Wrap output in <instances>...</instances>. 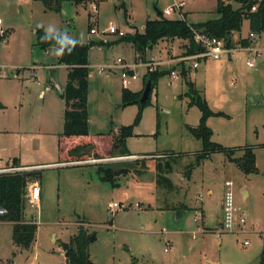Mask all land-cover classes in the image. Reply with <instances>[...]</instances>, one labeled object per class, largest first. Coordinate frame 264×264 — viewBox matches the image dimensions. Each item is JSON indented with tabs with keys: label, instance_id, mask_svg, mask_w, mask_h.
<instances>
[{
	"label": "rangeland",
	"instance_id": "374dc122",
	"mask_svg": "<svg viewBox=\"0 0 264 264\" xmlns=\"http://www.w3.org/2000/svg\"><path fill=\"white\" fill-rule=\"evenodd\" d=\"M174 1L182 0H71L55 12L41 0H0L2 27L8 30L7 40L0 41V166L12 165L13 160L26 165L60 163L64 122L61 91L67 83V69L58 64V47L43 50L35 45L39 28L67 42H103L88 53L87 138L133 124L128 150L144 153L65 162L71 165L6 169L39 170L42 196L39 210L29 202L26 206V220L37 224L30 249L14 243L11 223L0 222V264H68L62 243L82 229L90 234L89 239L95 236L88 249L93 264H264V148L257 152L259 173L249 176L234 163L233 158L241 157L242 151L230 157L215 152L197 165V158L191 154L201 152L202 141L188 126L199 125L201 112L190 104L186 84V80L195 81L196 89L216 113L207 120L214 142L227 147L264 143V31L256 34L260 57L240 50L232 61L210 58L197 70L189 68L184 78L179 58L188 40L175 41L173 51L167 52L164 46L148 52L147 62L153 54L162 60L177 59L166 67L176 66L173 70L177 78L170 73L161 76L143 108L138 103L121 105L124 88L144 90L147 68L139 62L135 68L139 77L124 85L118 60L135 63V50L119 33H109L108 27L113 23L124 35L133 34L130 32L141 30L147 20L159 16L158 10L172 6ZM184 1L183 12L189 23L217 17V0ZM231 3L235 8L240 6L235 0ZM90 26L98 32L91 33ZM240 32L249 34L248 20ZM236 39L233 33L235 44ZM238 56L242 59L237 60ZM247 56L254 60L255 67L246 65ZM53 66L57 82L49 88ZM100 67L105 71L101 73ZM135 160L138 163L133 164ZM112 163L114 168H135L130 175L138 183L121 175L114 186L102 178L98 164ZM156 166L164 172L171 170L167 176L176 172L180 186L173 183L174 188L157 187ZM228 180L234 184L235 204L246 216V231L238 229L217 236L215 227ZM200 205L206 224L194 221ZM204 228L211 230L206 232ZM166 241L172 243L169 252L165 251Z\"/></svg>",
	"mask_w": 264,
	"mask_h": 264
},
{
	"label": "trees",
	"instance_id": "16d2710c",
	"mask_svg": "<svg viewBox=\"0 0 264 264\" xmlns=\"http://www.w3.org/2000/svg\"><path fill=\"white\" fill-rule=\"evenodd\" d=\"M48 10L60 12L62 4L71 0H41ZM82 0H75L80 2ZM231 0H217V17L201 23H189L186 17L169 18L162 11L159 16L152 20H147L143 31H136L133 34H126L121 38L123 41L133 45L136 52L141 56L152 49L158 42L164 39L188 40L187 50L184 54H194L201 50V47L194 41L193 30L206 32L209 36H214L225 40L226 46L235 48L236 44L232 41L233 33H240L243 22L248 20L250 33L261 34L264 31V0H235L240 4L235 8ZM257 6L256 10H252ZM91 30V26H90ZM6 31V36L7 37ZM4 37V38H5ZM239 43L246 48L253 44L248 37H240ZM103 42L90 41L89 43L67 42L60 35L47 33L39 28L36 31V46L46 50L55 46L61 50L58 64L64 65L67 69V83L61 97L65 103L63 131L60 134V163L85 161L90 158L102 159L105 157L130 156L132 155L127 147V138L133 134V124L122 126L111 130L108 134H98L97 137L87 138L89 135V113H88V88L90 64L88 62L89 49L92 46L100 45ZM182 65V78L186 77L187 70L184 63ZM171 70L157 69L147 72L144 77V88L148 82L152 89L157 85L159 78L165 74H171ZM191 97V105H196L201 112V118L197 127L188 126V130L202 141V150L194 156L197 158L196 164L199 165L201 159L210 157L212 153L224 152L229 157L237 151H242L241 157L233 158L234 163L244 173L249 176L259 172L257 166L256 145L227 147L212 140L213 131L208 126L207 120L215 115L204 97L200 95L192 80H186ZM143 90L133 92L128 88L123 89L122 106L138 103ZM1 106V104H0ZM139 117L137 118V121ZM261 146H264L261 145ZM174 154V153H172ZM138 163L137 160L133 164ZM169 165V163H166ZM100 172L104 174L102 178L109 180L112 185L117 186L116 178L128 176L131 169L128 167L117 166L114 164H98ZM12 167L22 168L20 163L14 160L13 164L1 168L0 170V222H8L13 225V241L23 249H30L35 241L37 224L26 220V206L28 202L27 184L32 181H39L41 173L39 170H19L15 172L6 169ZM193 167H191V171ZM190 171V172H191ZM168 172H171L169 170ZM164 172L156 166L157 187L174 188L173 182ZM168 185V186H167ZM90 234L81 230L71 238L69 242L62 243L68 264H93L88 252ZM262 262L264 263V247L262 252Z\"/></svg>",
	"mask_w": 264,
	"mask_h": 264
},
{
	"label": "built area",
	"instance_id": "2783aa9c",
	"mask_svg": "<svg viewBox=\"0 0 264 264\" xmlns=\"http://www.w3.org/2000/svg\"><path fill=\"white\" fill-rule=\"evenodd\" d=\"M186 1L182 0L180 2L174 1L172 6L167 7L163 10V14L165 16H172L173 14H178L179 18H183L184 15V8L186 6ZM92 9L96 11V5L92 6ZM257 6H253L252 10H256ZM6 29L2 27V20L0 18V41H6ZM107 31L109 33H119V35L123 36L125 33L121 30L119 31L113 23L108 27ZM91 33L96 34L98 30L93 26L90 30ZM194 34V41L201 47V50L194 53V54H183L179 58V61L186 65V61L194 60L192 67L197 68L199 65V59L204 58H211L216 60H222L227 58L228 56L233 55L236 50L234 48H229L226 46V42L223 39L209 36L206 32L193 30ZM5 37V38H4ZM249 38L252 40L253 43L256 42V35L254 33H249ZM187 50V48H186ZM185 50V52H186ZM246 50L252 52L256 56H261V52L256 49V47L251 44L250 46L246 47ZM238 60L241 57H237ZM142 62V61H140ZM143 66L147 68V72H152L157 69H160L162 65V61L156 58H152L149 62H142ZM118 64L121 70V76L124 85H127L130 82V79H136L139 77L138 72L136 71V67L138 64H127L125 61L119 59ZM140 65V64H139ZM246 65L250 68L255 66L254 60L250 58L246 60ZM99 71L102 73L105 71L104 67H100ZM171 75L176 76V72L173 70ZM20 169V168H19ZM233 182L228 180L225 182V186L227 188L224 199H223V221L221 226L215 230L217 236H220L222 233L227 231H236L238 229L243 230L246 224V217L242 215V212L236 206L234 201V192H233ZM27 194H28V202L36 209H40L41 205V185L38 181H32L27 184ZM114 206L117 207L118 204L115 202ZM4 211L0 210V214H3ZM264 232V229H263ZM245 245L249 244L248 241L244 242ZM171 243L170 241H166L165 251H169Z\"/></svg>",
	"mask_w": 264,
	"mask_h": 264
},
{
	"label": "crops",
	"instance_id": "0c3cea01",
	"mask_svg": "<svg viewBox=\"0 0 264 264\" xmlns=\"http://www.w3.org/2000/svg\"><path fill=\"white\" fill-rule=\"evenodd\" d=\"M231 2V1H230ZM97 7V6H96ZM163 12V11H162ZM160 13V10H158V14ZM185 14H186V12H185ZM186 17V16H185ZM2 24H3V21H2ZM144 27H145V24H144V26L142 27V31L144 30ZM249 29H250V27H249ZM141 30H139V31H141ZM130 33H135V30L133 31V32H130ZM250 33V32H249ZM236 35H237V44H236V46H235V50H236V52L233 54V55H231V56H228L227 58L229 59V60H233V56L234 55H238V53H239V51L240 50H243V51H245V52H248V53H252V52H249L248 50H246V48H244V47H242L241 45H240V41H238L239 39H240V37H243V38H246V37H248L249 36V34L248 35H246V36H243L242 35V33L240 32V33H236ZM7 38V37H6ZM258 38L256 37V42L255 43H253V46L254 47H256V49L258 50V51H260V52H262L260 49H258L257 48V40ZM7 40V39H6ZM179 39H175V40H172V39H164V40H161L160 42H158L152 49H150V50H148L147 52H146V54L145 55H143V56H141L138 52H136V50H135V48L133 47V45L131 44V46H132V48L135 50V56H134V58H135V64L137 63L138 64V66H140L139 64V62L140 61H142V62H147V60L149 59V58H147V53L148 52H150V53H153V51H154V49H158V48H161V47H164V49H166L167 50V52L169 51V50H172L173 51V48H174V42L175 41H178ZM36 45V44H35ZM186 50V49H185ZM185 52V51H184ZM183 52V53H184ZM255 55V54H254ZM256 56V55H255ZM153 58H157V59H160V60H162V58L160 57V56H156V55H154L153 54V56H152ZM239 57V56H238ZM241 57V56H240ZM256 57H258V56H256ZM247 59H249V57L247 56L246 57ZM208 59H210V58H204V59H199V65H198V67L197 68H193L192 67V64H193V62H194V60H188V61H186L185 63H186V65L187 66H185V68H186V70H189V68L192 70V69H194V70H197L200 66H201V63H203V61H206V60H208ZM224 59H226V58H224ZM241 59H242V57H241ZM240 59V60H241ZM246 59V60H247ZM151 60V59H150ZM177 59H173V58H171V59H163L162 60V65H161V67H160V69H162V70H165V69H173V68H175L176 66H173L172 68H166L168 65H174V64H172V63H175V61H176ZM223 60V59H222ZM238 60V59H237ZM177 64H179V63H177ZM49 66V65H48ZM137 66V67H138ZM255 67V66H254ZM51 70H50V73H51V78L53 79V77L56 79V67L55 66H53V67H51L50 68ZM33 74H34V76L37 78V68L36 67H34L33 68ZM147 71V70H146ZM176 72V71H175ZM145 75H146V73H145ZM171 75V74H170ZM173 75H171V77H172ZM177 73H176V76H173V78H177ZM52 79L50 80L51 81V83L53 82L52 81ZM193 81V80H192ZM55 82H57V81H55ZM194 82V84H195V81H193ZM56 85V83H54L53 82V84H51V86L49 85V88H51L53 85ZM231 84L232 85H235V82H234V80H232L231 81ZM196 85V84H195ZM143 90V89H142ZM63 102H64V100H63ZM64 110H65V103H64ZM63 124H64V122H63ZM63 131V130H62ZM264 143H254V144H252V145H256L257 147H256V149H255V152H256V156H257V152L259 151V150H261V149H263L264 148V146H261V145H263ZM175 152V151H174ZM131 153V152H130ZM154 152H145V154L146 155H150V154H153ZM243 153V152H242ZM132 155H130L131 157L133 156V155H141V154H144V153H131ZM191 154V153H190ZM191 155H194V154H191ZM12 162H14V160L12 161ZM232 162V161H231ZM7 163V162H6ZM77 163V162H76ZM9 164H11V162L10 163H7V165L4 167V166H0V169L1 168H6V167H8V166H10ZM57 164H60V165H71L72 163H58V162H55V163H36V164H29V165H26V164H22V163H20V165H21V167L22 168H34V167H36V166H39V167H42V166H54V165H57ZM149 168V167H148ZM149 169H153V168H149ZM259 169V168H258ZM154 170V169H153ZM259 171H260V169H259ZM154 173V172H153ZM259 173V172H258ZM155 174V176H156V172L154 173ZM175 174H176V172H174V173H172V174H169L168 175V177H170V179L173 181V183H174V185H178V186H180V182L179 181H177V178H176V176H175ZM132 175V174H131ZM130 174L128 175V179H129V181H133L134 179V183H138L137 182V178L134 176H131ZM190 175H191V172H190ZM184 177V176H183ZM185 178H187V177H185ZM39 183H40V185H41V190H42V182H41V180H39L38 181ZM155 182H156V177H155ZM177 185L175 186V187H177ZM183 186H184V184H183ZM184 192H186V190H184ZM208 192H211V190H208ZM243 194H244V197H247V192L246 191H244L243 192ZM246 194V195H245ZM185 195H186V193H185ZM41 196H42V193H41ZM186 200V198L184 197V201ZM185 203H188V202H186L185 201ZM178 209V208H177ZM176 209V210H177ZM191 209H193V208H191ZM175 210V211H176ZM178 210H180V209H178ZM181 211V210H180ZM179 213V212H178ZM197 213H198V218H195L194 219V221L195 222H197V223H199V221L200 220H202L203 221V217H205V213H204V209H203V207H202V205H200L198 208H197ZM242 215L243 216H245L244 215V213L242 212ZM181 216V215H180ZM246 217V216H245ZM222 221H223V199H221V215H220V218H219V220H218V223H217V226L215 227V230H217L218 229V227L219 226H221V224H222ZM204 222V221H203ZM246 223H247V219H246ZM204 224H206V222H204ZM246 225V224H245ZM199 229V228H198ZM246 228H244L242 231H246L245 230ZM209 230H211V229H209V228H204V231H209ZM198 231V230H197ZM171 243V242H170ZM166 245V244H165ZM171 246H172V243H171V245H170V247H169V251L171 250ZM169 251H167V252H169Z\"/></svg>",
	"mask_w": 264,
	"mask_h": 264
},
{
	"label": "water",
	"instance_id": "95a60500",
	"mask_svg": "<svg viewBox=\"0 0 264 264\" xmlns=\"http://www.w3.org/2000/svg\"><path fill=\"white\" fill-rule=\"evenodd\" d=\"M52 81H53L54 83H56V82H55L56 79H55L54 77H53ZM53 82H52V83H53ZM151 91H152V85H151L150 82H148V83L146 84V86H145V88H144V90H143L142 96H141V98H140V103H141V104H144V103L147 102V100L149 99V96H150V94H151ZM231 160H232V159H231ZM94 238H95V236L93 235V236L90 237V240L92 241Z\"/></svg>",
	"mask_w": 264,
	"mask_h": 264
}]
</instances>
